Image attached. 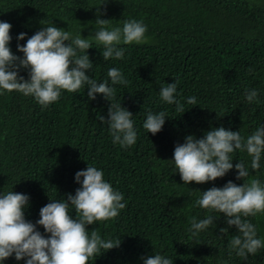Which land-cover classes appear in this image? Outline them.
Segmentation results:
<instances>
[{"label":"trees","instance_id":"1","mask_svg":"<svg viewBox=\"0 0 264 264\" xmlns=\"http://www.w3.org/2000/svg\"><path fill=\"white\" fill-rule=\"evenodd\" d=\"M101 19L122 27L127 19L147 25V42L121 45L124 58L105 61L103 45L94 40L87 54L93 69L90 78L103 82L110 68L120 69L127 85H115L116 101L133 114L136 144L122 148L112 142L108 120L110 101L101 94L90 100L87 88L62 91L57 102L42 107L32 96L19 92L0 94V193L15 191L29 197L26 220L36 223L40 209L51 199L75 195L81 184L78 171L88 165L104 172L105 181L124 196L126 207L118 217L89 225L104 239L120 237L121 245L89 264H143L159 253L174 264H264V248L247 260L232 252L229 242L237 234L226 216L196 205L201 192L222 188L238 180L235 164L251 157L239 150L231 154L233 169L215 181L184 184L173 154L185 137L203 138L213 128L240 131L244 137L264 125V0H0V21L12 25V52L23 58L17 45L50 21L59 28L91 38ZM25 33L24 40H18ZM26 80L29 71L21 69ZM177 83V99L185 112L160 99V88ZM258 90V102L249 103L245 90ZM197 98L196 105L186 99ZM168 114L160 132L143 128L147 113ZM264 183L261 168L249 178ZM83 178H81L82 181ZM71 211V209H70ZM75 218V212L71 213ZM212 215L214 224L197 237L188 232L193 217ZM264 239V213L248 217ZM227 228V233L220 229ZM37 230L46 237L43 226ZM2 264H25L15 256Z\"/></svg>","mask_w":264,"mask_h":264},{"label":"clouds","instance_id":"2","mask_svg":"<svg viewBox=\"0 0 264 264\" xmlns=\"http://www.w3.org/2000/svg\"><path fill=\"white\" fill-rule=\"evenodd\" d=\"M104 4L96 8L95 24L99 27L91 38H83L81 33L73 36L52 21L47 24L41 21L44 27L29 37L26 44L17 45L23 58L15 55L9 46L12 25L0 21V94L19 92L34 97L42 107H47L60 99L62 91L75 93L87 88L90 100L101 94L110 101L108 120L105 121L103 116L99 119L108 124L112 142L127 148L136 144L138 133L133 114L116 101L115 85H127L128 80L116 67L107 72L110 83L108 79L98 82L90 78L86 72L94 65L87 50L92 48L94 40L103 45L101 55L105 61L121 60L125 55V48L121 45L146 43L148 29L142 20L136 19L124 20L122 27H113L112 20L100 18V8ZM25 36V33H20L17 39L24 40ZM21 69L29 71V79L19 74ZM177 83H166L160 88L159 96L163 102L175 105L177 112L184 113V103L177 99ZM245 92L249 103L258 102L257 89H246ZM186 103L196 105L197 98L190 96ZM168 117L165 111H149L143 128L155 135L162 130ZM237 150L251 157L250 165L244 161L235 164L236 178L243 180L242 186L229 181L222 188L212 187L201 192L195 203L226 216L229 228L235 226L238 230L229 242V256L235 252L247 260L250 254L255 255L264 248V239L258 238L257 228L247 219L264 213V183L255 177L246 179L261 168L264 125L247 137L240 131L226 130L223 126L207 131L203 138L188 135L184 143L175 146L172 161L184 184H201L222 178L232 170L231 154ZM75 181L81 184L75 195L51 199L52 202L40 209V219L35 224L25 218L29 204L27 195L15 191L0 193V264L13 255L17 261L25 260V264H89L121 245L120 237L104 239L97 230H89L88 226L118 217L126 207L123 194L105 181L104 172L95 166L88 165L86 170L78 171ZM73 211L75 218L71 215ZM217 218L209 215L197 220L193 217L188 232L197 237ZM37 225L43 226L49 235L41 234ZM220 231L227 233L228 229ZM142 259L143 264H174L171 258L159 253Z\"/></svg>","mask_w":264,"mask_h":264}]
</instances>
